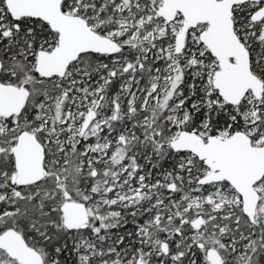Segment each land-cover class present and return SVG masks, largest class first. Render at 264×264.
I'll list each match as a JSON object with an SVG mask.
<instances>
[{"label":"snow or ice","instance_id":"obj_1","mask_svg":"<svg viewBox=\"0 0 264 264\" xmlns=\"http://www.w3.org/2000/svg\"><path fill=\"white\" fill-rule=\"evenodd\" d=\"M0 264H264V0H0Z\"/></svg>","mask_w":264,"mask_h":264}]
</instances>
